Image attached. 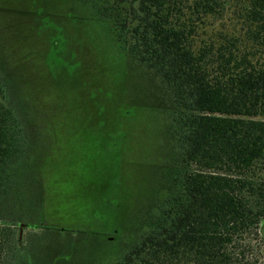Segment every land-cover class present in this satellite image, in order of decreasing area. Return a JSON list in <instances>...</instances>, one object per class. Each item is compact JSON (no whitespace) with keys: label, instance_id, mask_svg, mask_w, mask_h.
<instances>
[{"label":"trees","instance_id":"1","mask_svg":"<svg viewBox=\"0 0 264 264\" xmlns=\"http://www.w3.org/2000/svg\"><path fill=\"white\" fill-rule=\"evenodd\" d=\"M7 4L0 1V217L10 223L0 227V253L11 240L20 263L26 248L6 204L22 200L36 127L9 58ZM21 12L50 54L68 52L69 40L81 46L88 31L103 37L138 69L135 96L156 113L164 138L152 203L129 233L104 236V253L85 264H264V0H69L72 34L44 24V13Z\"/></svg>","mask_w":264,"mask_h":264},{"label":"rangeland","instance_id":"2","mask_svg":"<svg viewBox=\"0 0 264 264\" xmlns=\"http://www.w3.org/2000/svg\"><path fill=\"white\" fill-rule=\"evenodd\" d=\"M4 1L12 2L2 18L9 58L19 64L22 95L36 132L20 181L22 200L15 207L6 204L17 212L10 230L21 231L19 246L26 255L14 261L9 240L0 264H85L89 256L95 260L104 253V236L129 233L153 201L164 139L157 132V115L145 107L143 112L142 99L135 96L138 69L122 62L103 37L88 31L81 46L80 40H69L68 52L56 55L29 33L30 18L22 21V9L44 13L43 23L72 34L65 12L69 0H23L26 8L20 7L22 0ZM52 42L61 45L58 38ZM27 175L34 176L33 184ZM5 217L0 227L7 230L2 223L10 219ZM33 241L37 245L30 247Z\"/></svg>","mask_w":264,"mask_h":264}]
</instances>
